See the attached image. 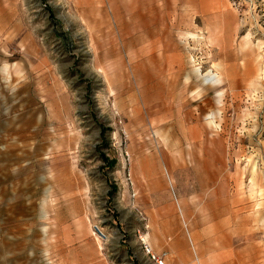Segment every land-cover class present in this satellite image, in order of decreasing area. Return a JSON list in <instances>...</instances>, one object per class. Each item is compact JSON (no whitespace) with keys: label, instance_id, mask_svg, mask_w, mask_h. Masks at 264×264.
Returning a JSON list of instances; mask_svg holds the SVG:
<instances>
[{"label":"rangeland","instance_id":"obj_1","mask_svg":"<svg viewBox=\"0 0 264 264\" xmlns=\"http://www.w3.org/2000/svg\"><path fill=\"white\" fill-rule=\"evenodd\" d=\"M144 243L264 264V0H0V264Z\"/></svg>","mask_w":264,"mask_h":264},{"label":"crops","instance_id":"obj_2","mask_svg":"<svg viewBox=\"0 0 264 264\" xmlns=\"http://www.w3.org/2000/svg\"><path fill=\"white\" fill-rule=\"evenodd\" d=\"M149 14L151 15H146V17L140 19L139 21H135V22H131L130 24L132 25L131 28H142L143 24L147 22V24H145V28H155L153 27L155 24L159 23L160 21V16L158 15V11H148ZM139 26V27H138ZM145 104H147L145 101H144ZM157 105H160L161 108L163 109H168V108H172L174 106V102L170 101V100H160L159 104ZM210 116H211V113H210ZM211 122H213L211 120ZM178 204V203H177ZM178 207H179V204H178Z\"/></svg>","mask_w":264,"mask_h":264},{"label":"built area","instance_id":"obj_3","mask_svg":"<svg viewBox=\"0 0 264 264\" xmlns=\"http://www.w3.org/2000/svg\"><path fill=\"white\" fill-rule=\"evenodd\" d=\"M144 248H145V251H146L147 253H149L150 256L155 260V262H157L158 264H164V263H163V260L160 259L159 256H155L154 254L151 253L150 248H149L145 243H144Z\"/></svg>","mask_w":264,"mask_h":264},{"label":"bare ground","instance_id":"obj_4","mask_svg":"<svg viewBox=\"0 0 264 264\" xmlns=\"http://www.w3.org/2000/svg\"><path fill=\"white\" fill-rule=\"evenodd\" d=\"M214 82H215V83H220V80H216V79H215V81H214Z\"/></svg>","mask_w":264,"mask_h":264}]
</instances>
